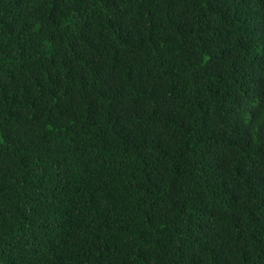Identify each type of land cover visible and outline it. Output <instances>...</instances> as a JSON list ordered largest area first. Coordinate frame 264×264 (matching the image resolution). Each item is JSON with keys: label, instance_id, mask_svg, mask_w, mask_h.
<instances>
[{"label": "trees", "instance_id": "16d2710c", "mask_svg": "<svg viewBox=\"0 0 264 264\" xmlns=\"http://www.w3.org/2000/svg\"><path fill=\"white\" fill-rule=\"evenodd\" d=\"M0 264H264V0H0Z\"/></svg>", "mask_w": 264, "mask_h": 264}]
</instances>
